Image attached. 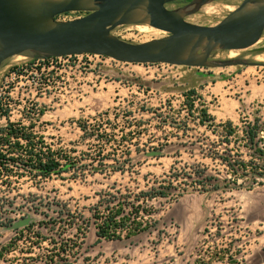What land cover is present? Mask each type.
I'll return each instance as SVG.
<instances>
[{"label": "rangeland", "instance_id": "rangeland-1", "mask_svg": "<svg viewBox=\"0 0 264 264\" xmlns=\"http://www.w3.org/2000/svg\"><path fill=\"white\" fill-rule=\"evenodd\" d=\"M197 1L179 0L166 7L182 10L189 23L216 26L244 0H213L200 8ZM85 15L68 13L58 21ZM142 27L152 28L120 26L112 34L134 44L168 36L144 32ZM263 52L264 35L250 48L213 52L210 61L253 62ZM21 56L0 68V130L9 122L22 124L27 134L37 137L34 144L43 138L52 151L75 165L46 181L39 175L13 177L15 190L0 182V264H24L34 255L57 254L62 245L73 243L80 245L69 259L73 264H264V177H248L205 193L184 185L182 196L181 189L154 200L144 194L167 186L163 181L171 169L183 164H201L222 180L229 177L224 167L198 150L190 157L181 145L195 137L216 139L192 121L204 109L215 111L219 98L233 112L221 118L224 122L233 118L242 127V118L253 121L259 115L264 120V102L237 108L246 93L252 92V99L263 93L264 66L188 68L94 58L44 67L34 64L32 54ZM190 90L197 93L188 99L194 108L184 96ZM156 113L187 119L191 138H176L177 132L162 125ZM179 150L182 156L177 158ZM240 151L251 159L247 149ZM109 205L123 206L129 215L126 227H132V218L140 213L137 223L142 231L131 236L124 232L120 240H101L97 225L110 215ZM32 225V231L45 239L41 249L32 245H37V238H20V232ZM32 247L34 254H29Z\"/></svg>", "mask_w": 264, "mask_h": 264}, {"label": "water", "instance_id": "water-1", "mask_svg": "<svg viewBox=\"0 0 264 264\" xmlns=\"http://www.w3.org/2000/svg\"><path fill=\"white\" fill-rule=\"evenodd\" d=\"M179 0H0V68L10 58L96 55L133 65L188 68L260 67L248 61L211 62L216 51H238L264 35V0H244L216 26L186 21ZM213 0H200L197 8ZM85 13L74 21L57 17ZM148 25L167 37L134 44L112 34L120 26Z\"/></svg>", "mask_w": 264, "mask_h": 264}, {"label": "trees", "instance_id": "trees-1", "mask_svg": "<svg viewBox=\"0 0 264 264\" xmlns=\"http://www.w3.org/2000/svg\"><path fill=\"white\" fill-rule=\"evenodd\" d=\"M196 95L195 90H190L184 94L187 100L191 96ZM188 103L191 108H194L193 101L188 100ZM192 114L188 113V116L193 117ZM156 115L162 118L160 121L162 125H168L177 132L176 138H191L189 134L192 128L187 119L181 121L174 115H171V113L167 115L156 113ZM192 122L195 126L203 127L210 131L216 139L210 140L208 137H195L194 142H187L181 145L183 151L189 153L190 157H193L195 151L198 150L203 158L224 167L229 177L222 180L220 177L210 174L209 168L201 164H183V166L171 169L170 174L163 181L168 184L167 186L159 185L144 193L147 194L148 200L167 198L169 190L178 192L181 189L182 192L179 193V196H182L187 191V189H182L184 185H189L194 191H198L199 193H205L219 190L222 187L227 189L230 186L237 185L240 180L248 177H256L255 180L264 177V120L261 116L256 115L253 121H247L245 118H242L240 120L242 127H240L232 121L217 124L215 117L208 110L204 109ZM81 128L82 131L87 130L85 126ZM35 139L37 137L33 134H27V128L22 124L9 122L4 130H0V145L4 143V149H2L4 151L0 150V182L7 185L10 190H15L11 180L13 177L21 179L27 174L39 175L42 180L46 181L52 179L53 176H61L64 173L70 172L75 165L69 163L71 161L67 156L52 151L46 145L43 138L38 139L39 141L34 144L33 141ZM12 142H15L14 145ZM240 148H245L250 152L248 153V156L251 158L249 161L245 159ZM181 152L180 150L177 151V158L182 156ZM257 182L255 181V183ZM29 196L32 198L37 197L34 194H30ZM32 204V206H38L37 203L32 202ZM108 208H111L110 215L102 217L100 219L101 223L97 225V236L101 240H120L124 232H127V236H131L136 232L142 231L141 225L137 223L140 213H137L132 218L134 225L126 227L129 215L127 214V217L123 206L111 207L109 205L106 210ZM142 212H146L148 216L151 215V211L143 210ZM66 213V216H71L69 211H66ZM32 230L33 225L21 231L20 238L27 240L37 238V245H34V241L32 245L41 249V241H45V239L41 236L40 232ZM62 246L64 247H60L57 254L34 255V257H30L29 262L26 261L24 264H73L69 259L76 256L75 248L80 249V245L73 243L71 246ZM30 250L29 254H34L35 248L32 247Z\"/></svg>", "mask_w": 264, "mask_h": 264}, {"label": "crops", "instance_id": "crops-1", "mask_svg": "<svg viewBox=\"0 0 264 264\" xmlns=\"http://www.w3.org/2000/svg\"><path fill=\"white\" fill-rule=\"evenodd\" d=\"M216 86V85H215ZM217 90V87H213L212 88V91H215ZM223 90L227 93V92H230L231 91V87H223ZM216 92V91H215ZM215 97L217 98L218 95H215ZM253 95H252V92H248L246 93V95L244 96V99L243 97H241L242 99L241 100H238L237 103H238V107L239 106H244V105H247V104H252V102H255L257 100V102H264V90H263V93H261V96L258 95L255 96L256 99H252ZM219 105L216 107V110L215 111H209V113H214V117L216 119V121H220V122H224L223 119H221L223 116L225 118H228L229 114L228 113H233L232 110L228 107L227 104L223 105L222 103V100L219 98L218 101ZM216 113V115H215ZM218 113V114H217ZM234 113H239L237 110L234 111ZM228 121H232L234 123V119L233 118H229L227 119Z\"/></svg>", "mask_w": 264, "mask_h": 264}, {"label": "built area", "instance_id": "built-area-1", "mask_svg": "<svg viewBox=\"0 0 264 264\" xmlns=\"http://www.w3.org/2000/svg\"><path fill=\"white\" fill-rule=\"evenodd\" d=\"M65 15V14H64ZM63 16V15H61ZM61 16L57 17V20L59 18H61ZM94 58H102V59H108L105 57H101V56H96V55H81V56H66V57H58V58H47V59H33V62H35V65H43L45 66H49V67H55L59 64H65V63H69L71 60H83V59H88L90 61H93ZM110 59V58H109ZM112 60V59H111ZM114 61V60H113ZM116 62V61H115Z\"/></svg>", "mask_w": 264, "mask_h": 264}, {"label": "bare ground", "instance_id": "bare-ground-1", "mask_svg": "<svg viewBox=\"0 0 264 264\" xmlns=\"http://www.w3.org/2000/svg\"><path fill=\"white\" fill-rule=\"evenodd\" d=\"M212 2H209V3H207L206 5H209V4H211ZM205 5V6H206ZM205 6H203V7H205ZM209 11H211V10H209ZM208 11V12H209ZM146 26H148V25H146ZM142 31H144V32H147L148 33V31H149V33H150V31L152 32V33H162V34H167L166 32H164V31H161V30H156V29H153V27L152 28H149V27H142V28H140ZM160 37V36H159ZM264 53V52H263ZM17 57H22V56H17ZM254 62H256V63H261V64H264V54L263 55H261V56H259L258 58H257V61H254Z\"/></svg>", "mask_w": 264, "mask_h": 264}]
</instances>
